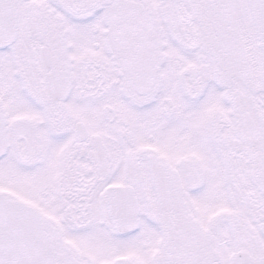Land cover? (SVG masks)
<instances>
[{"label":"snow or ice","instance_id":"1","mask_svg":"<svg viewBox=\"0 0 264 264\" xmlns=\"http://www.w3.org/2000/svg\"><path fill=\"white\" fill-rule=\"evenodd\" d=\"M0 264H264V0H0Z\"/></svg>","mask_w":264,"mask_h":264}]
</instances>
